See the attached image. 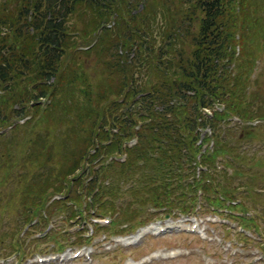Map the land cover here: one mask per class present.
<instances>
[{
    "label": "rangeland",
    "instance_id": "rangeland-1",
    "mask_svg": "<svg viewBox=\"0 0 264 264\" xmlns=\"http://www.w3.org/2000/svg\"><path fill=\"white\" fill-rule=\"evenodd\" d=\"M13 1L0 0V3L14 7ZM118 2L116 8L119 11L130 12L127 18L131 26L128 29H124L122 17H116L118 20L112 17L111 22L103 24L108 31H104L102 26L92 34L90 32L95 24L89 18L71 20L69 25L75 24L74 27L81 28L78 35L81 43L78 44L79 49H74L58 65L55 79L49 82L41 80L37 72L29 70L25 74L21 72L29 77L24 84L17 80L12 82V86L19 85L14 93L0 86L1 111L10 115L11 110L19 111V107L26 106L21 118L17 114L10 115L12 118L8 121V126L0 128V264H264L262 57L257 61L256 70L248 82L250 91L257 93V97L255 95L248 102L249 105L241 106L247 114L243 117H229L219 131L222 132L219 141H224L223 145H219L222 154L217 158L220 165L216 178L231 193L226 196L230 200L220 205L218 212L210 209L214 206V197L205 193V197L209 198L207 202L199 192L200 202L191 215L163 214L162 210L155 209L151 201L140 204L132 196L137 184L136 178L128 180L129 184L124 187L121 185L125 182L121 181L107 198H103L104 202L108 201L113 205L116 215L103 212L101 216L97 204L101 203L102 197L95 202V206H90L93 194H86L84 186L91 183L94 176L82 168L84 158L81 154L86 145L73 132L78 129L76 122L72 124V129L69 125L71 121L84 120L93 113L102 111L103 107L100 106L93 112L91 105H109L120 101L116 95L106 98L114 90L117 91L119 77H107L103 72L105 59L93 52H84L94 45L88 46L92 40L100 43L106 33L127 32L133 26L141 24L140 17H146L148 13L153 27L165 28V23L178 17L183 6L177 0H138V9H144L147 13L131 19L134 15V6L130 7L131 0ZM239 2L245 6L239 4L242 11L238 14L239 18H236V24L240 34L235 47L241 55L251 54L262 45L260 41L252 40L250 34L255 30L246 25L261 21L264 2ZM154 15L156 17H152ZM9 30H2L0 39H5ZM77 34L70 28L72 40H78ZM155 37L160 43L157 31ZM20 48L25 50V60L29 65L36 67L35 61L39 59L27 55L29 49ZM122 53L126 54V51L122 50ZM239 62L243 63L244 59L240 57ZM44 92H47V96L39 98V94ZM224 109L223 104L215 106L216 111ZM257 110L259 118L257 114L247 117L248 111ZM207 112L211 114L214 111ZM43 131L50 133L54 144L50 148L42 145L37 137L42 136ZM206 133L210 137L211 130L203 129L201 139ZM80 134L87 136L86 132ZM109 137L113 139V134ZM134 141L136 140H132L129 145ZM214 145L213 141L206 142L204 148L211 149ZM122 155L117 160L123 162L126 156ZM102 160L106 161L105 165H109L107 163L111 161V157L105 155ZM76 164L81 167V171L73 172ZM98 168L97 164L96 169ZM109 174L116 178L110 172L106 174V178L109 179ZM79 182L83 184L78 185ZM130 183L133 188L128 191ZM41 203H46V207L38 218H32V222L28 224L25 221V217L27 220L29 218L26 210L34 207L39 209ZM230 203H233V207L228 208ZM53 206L55 210H52ZM95 211L98 216L94 214ZM154 212L158 214L153 215ZM149 218L152 221H146ZM242 220L248 227L243 226ZM194 227L195 231L192 232ZM145 229H150L151 233L138 243H122V240ZM162 230L164 231L161 232ZM77 250L82 255L74 258L73 253Z\"/></svg>",
    "mask_w": 264,
    "mask_h": 264
},
{
    "label": "trees",
    "instance_id": "trees-1",
    "mask_svg": "<svg viewBox=\"0 0 264 264\" xmlns=\"http://www.w3.org/2000/svg\"><path fill=\"white\" fill-rule=\"evenodd\" d=\"M177 1L183 6L178 17L165 23V28L153 27L148 13L146 17H140L141 24L127 32L106 33L100 43L92 40L88 46L94 45L84 52H93L105 59L103 72L107 77H119L117 91L114 90L106 98L116 95L120 102L91 105L93 112L100 106L102 111L84 120L71 121L69 125L72 129V124L76 122L78 129L73 132L86 145L81 154L84 158L82 168L94 178L84 189L86 194H93L90 206H95V202L102 197L101 203L97 204L101 216L103 212L116 215L113 205L104 202L103 198H107L121 181L125 182L121 185L124 187L132 178H136L137 183L132 196L138 203L151 201L156 210L170 216H177L178 213L188 216L195 212L200 202L199 192L207 202L209 198L205 197V193L214 197V206L217 207H210L214 212L230 200L226 196L231 192L226 186L222 187L216 178L220 165L217 158L222 154L219 145H223L224 141H219L222 137L219 131L229 117L247 114L241 106L249 105L248 102L257 94L250 91L248 82L259 58L264 59V16L260 22L251 21L246 25L255 30L250 37L260 41L262 47L251 54L241 55L235 47L240 34L236 18L242 11L239 0ZM13 2L14 7L0 3V35L2 30L10 29L5 39H0V86L10 93L19 88V85L12 86L14 80L24 84L29 78L21 72L25 74L33 70L41 80L48 82L56 78L58 65L74 49H79L78 44L81 43L78 36L81 28L69 25L71 20L89 18L95 24L90 34L111 22L112 17H122L125 30L131 26L127 18L130 12L119 11L116 8L118 0ZM137 2L131 0L130 7L134 6L131 19L147 13L138 9ZM105 27L103 30L108 31ZM70 28L78 33V40L71 39ZM156 31L160 43L155 37ZM19 46L29 49L27 55L39 59L35 61L36 67L29 65L25 60V50ZM240 57L244 59L243 63L239 62ZM46 96L47 92L39 94V98ZM218 103L225 105L223 111L215 110ZM19 109L11 110L10 115L17 114L21 118L26 106ZM205 109L213 110L212 116L205 114ZM115 114L117 117H114ZM254 114L260 117L258 110L248 111L247 117ZM10 115L0 110V128L8 126L12 118ZM205 128L211 130V135L209 137L206 133L201 139ZM84 132L86 137L80 134ZM111 134L113 139L109 137ZM37 137L47 148L54 145L48 131ZM132 140L136 141L129 145ZM210 141L217 146L205 149L206 142ZM122 154L126 156L123 162L117 160ZM105 155L111 157L109 165H105V159L102 160ZM80 168L76 164L73 172L81 171ZM108 172L114 173L116 178L110 174L111 180L106 178ZM81 182L78 185H82ZM130 185L128 191L133 188V184ZM232 204L228 208L233 207ZM45 207L46 203H41L39 209L26 210L29 218L25 217V221L30 224L31 219L38 218ZM53 207L51 209L55 210ZM72 213L76 216L74 211ZM94 214L98 216L97 211ZM244 220L243 226L248 227Z\"/></svg>",
    "mask_w": 264,
    "mask_h": 264
},
{
    "label": "bare ground",
    "instance_id": "bare-ground-1",
    "mask_svg": "<svg viewBox=\"0 0 264 264\" xmlns=\"http://www.w3.org/2000/svg\"><path fill=\"white\" fill-rule=\"evenodd\" d=\"M149 233H151L150 229H145L140 231L139 233H137L136 235L127 238L125 240H122V243L126 244V245H133L138 243L139 241H141L146 235H148Z\"/></svg>",
    "mask_w": 264,
    "mask_h": 264
}]
</instances>
